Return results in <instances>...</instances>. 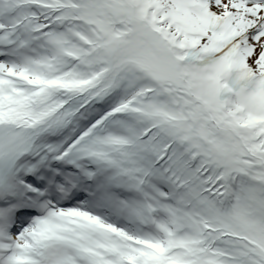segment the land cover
Here are the masks:
<instances>
[{"label": "snow or ice", "instance_id": "1", "mask_svg": "<svg viewBox=\"0 0 264 264\" xmlns=\"http://www.w3.org/2000/svg\"><path fill=\"white\" fill-rule=\"evenodd\" d=\"M0 264H264V0H0Z\"/></svg>", "mask_w": 264, "mask_h": 264}]
</instances>
